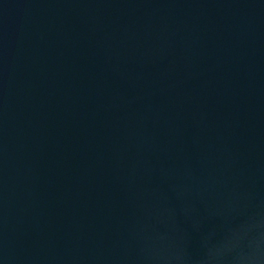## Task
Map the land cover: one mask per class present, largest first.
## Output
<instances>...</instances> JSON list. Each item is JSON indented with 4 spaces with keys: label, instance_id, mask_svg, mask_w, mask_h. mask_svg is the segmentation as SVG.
Returning a JSON list of instances; mask_svg holds the SVG:
<instances>
[{
    "label": "water",
    "instance_id": "95a60500",
    "mask_svg": "<svg viewBox=\"0 0 264 264\" xmlns=\"http://www.w3.org/2000/svg\"><path fill=\"white\" fill-rule=\"evenodd\" d=\"M0 264H264V0H0Z\"/></svg>",
    "mask_w": 264,
    "mask_h": 264
}]
</instances>
